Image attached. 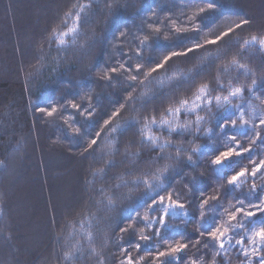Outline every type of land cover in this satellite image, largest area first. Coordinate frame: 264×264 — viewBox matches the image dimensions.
Returning a JSON list of instances; mask_svg holds the SVG:
<instances>
[{"label": "snow or ice", "instance_id": "6c2138e0", "mask_svg": "<svg viewBox=\"0 0 264 264\" xmlns=\"http://www.w3.org/2000/svg\"><path fill=\"white\" fill-rule=\"evenodd\" d=\"M102 2L106 24L110 23L118 13L127 11L130 7L127 0H102ZM94 3L96 0H87L86 3L75 0L68 11L63 13L60 22L45 30L46 34L42 35L38 42V50L42 52L47 47L51 51L55 47L58 55L60 53L66 55L69 50H72L86 56L97 41L94 31L90 33L82 31L85 25L91 23L90 16L94 12ZM193 5L206 6L197 7L193 15L188 17L186 23L191 25L190 27H179L175 24L169 26L168 21L172 19L171 15L161 21V13L167 11L171 14L176 7L185 9ZM131 7L133 17L139 18L140 23L135 25V31L125 24L124 30L117 29L113 33L109 60L101 69L102 74L95 77V81L106 88H118L122 92H127L129 89L133 91L128 92V95L124 97V103L111 111L110 115L106 112L101 113L107 118L103 120L99 131L93 135L92 130L98 123L97 109L93 101L98 102V94L91 90L84 92L81 88L71 100L59 107L40 106L39 101H30V107L41 113L46 118V123L56 125L58 118L64 117L63 124L59 126L70 140L89 138L86 147L83 144L79 145L83 148L82 159L92 156L93 161H96L97 157L94 154L101 141H104L105 147L101 150L100 159L104 156L114 157L121 152L120 138L125 132L134 130L133 135H138V139H129L124 147L119 163H128L130 166L122 173L111 177L117 181L116 183H108L109 169L118 166L116 160L111 158L105 160L104 166L99 169L89 165L83 182L91 193L95 194V197L90 195L89 203L85 207L95 206L96 212L82 214L79 226L72 222L71 229L64 237L66 242L64 246L68 248V251L63 254L64 264H72L73 261L83 259L85 254L93 257L95 264H111L114 259L116 264H148L144 256H139L141 249L155 253L149 257L152 264H174V262L178 264V261L187 255L190 247L195 248L196 252L188 258L186 264H231L228 253H234L240 260V264H264V195H261L264 193V179L259 184L253 182L245 191V185L249 180L255 181L258 176L264 177V158H258V162L257 159H252L256 145H264V100H260L257 94L258 92L264 94V77H257L248 64L243 62L245 54L249 53L250 49H254L264 57V26L246 37L237 35L253 27L254 18L244 16L238 22L232 21L231 26L226 27L219 34L213 33L209 38L201 40V33L208 26L205 21L211 22L224 16L229 7L227 0H180L178 4L177 0H170V3L155 2L154 7L141 2L139 7L134 5ZM181 15H183L182 12ZM69 20L72 22L71 27L68 26ZM157 23L160 26L154 27L153 25ZM62 28L66 30L61 31ZM165 29L170 33L163 37L165 50L176 47L180 50L167 51L159 62L147 67L145 71L146 65L153 63V58L149 57L145 62L143 53L146 49H152L157 41H161L160 33ZM81 37H83L82 42ZM131 45H135L134 50ZM221 45H225L223 50L220 49ZM126 46H128L127 51H125ZM233 48L236 51L232 58L216 69V76L197 86L191 98L177 97V92L185 84L193 85L202 73H210L215 61L222 55L226 56ZM212 49L216 51H211ZM198 53L204 55L200 57V62L194 70L185 72L177 69L171 75L167 74V66L173 59L188 60ZM134 60L139 62L133 64ZM95 67H97L95 64H90L88 70L91 71ZM162 70L165 71V75L156 79L155 74ZM233 72L235 75L231 76L225 84V76ZM241 76L245 78V81L251 77V83L241 82ZM149 85L154 87L149 88ZM166 85L167 90H165ZM68 86H71L70 81ZM137 89L142 90L137 94ZM81 92L84 94L81 95ZM213 93L217 94L213 95ZM76 96H80L79 101L76 100ZM158 96H162L158 101L161 106L165 102L169 104L168 107L161 108L159 117L156 115V105H153L150 115H140L141 111H147L148 102L156 101ZM60 99H63V96ZM254 100H260V103L254 104L252 102ZM111 103H118V100H113ZM125 110L135 114L121 119L122 112ZM200 112H205L207 115H199ZM65 113L68 115L65 116ZM189 116H194L195 119H181ZM209 120H214L216 127L220 129L219 135L223 137V140L219 147L225 149L223 151L217 149L218 154L211 159L212 171L214 174H219L218 179H223L228 172H233L234 174L227 176L224 192L242 193V198L237 199L234 196L235 203L230 202L227 207H224L219 195L205 197L201 193L198 205L199 219L196 221L199 235L195 242L164 241L161 243L164 240L165 229L179 227L169 224L168 218L184 220V217L189 215L187 207L191 205V201H188V205L182 203L178 192L168 191L166 196L161 193L167 190L169 177L176 172L181 163L195 171L196 162L193 161V156L200 155L203 147L197 145L188 149L183 143H174L173 137L191 135L193 138H200L201 134L207 137L210 132H214V129L204 127ZM230 129L238 131L234 135H227L226 130ZM157 132L160 135H156ZM165 134L168 138L162 139ZM249 134L254 135L250 136L249 147H244V142L238 137ZM133 144L139 145L136 151H131ZM70 146H72L71 143ZM145 146H148L152 152H157L159 149L152 158V164L157 167L153 168L151 165L143 169L138 167ZM172 148L175 149V155L165 151ZM185 152L189 153L186 158L183 155ZM256 156L259 157L258 152ZM242 159L250 160V168L246 165L236 171ZM160 161L168 162L159 166ZM4 167L7 165L0 162V168ZM176 174L179 175V172ZM202 176L203 174L200 177L195 175L191 177L189 192L191 185ZM187 178V175L182 177V179ZM97 181L101 182L99 186ZM141 185L144 190L140 196H147L145 201L147 210L143 216L137 212L131 219L136 224H143V227L138 233L133 224L120 227L118 236L105 235L103 244L97 246L95 229L100 220L98 213L114 209L115 201L118 199L129 201L139 199L140 197H132L131 193L139 189ZM121 188H128V193L126 195L120 193ZM149 200L150 203H148ZM158 210H162L159 216L151 215ZM257 217L259 220L256 219ZM192 218L195 219V217ZM184 223L186 224L187 220H184ZM68 224L69 222L65 221L66 227ZM156 224L160 227H155ZM52 227L53 229L57 227L55 221ZM106 228L110 232L114 231L112 224H107ZM61 231L63 232V229ZM129 233L136 234L135 243L128 247H121V244L125 243V235ZM54 238L59 244L61 236L57 235ZM73 239L74 242H71ZM153 239L156 240L154 246ZM108 244L118 249L120 253L118 259L114 255H104V248ZM133 248L137 252L136 256L132 255ZM161 248L164 250H160ZM201 249L204 250L203 256L200 255ZM209 252L211 256L207 259Z\"/></svg>", "mask_w": 264, "mask_h": 264}, {"label": "trees", "instance_id": "16d2710c", "mask_svg": "<svg viewBox=\"0 0 264 264\" xmlns=\"http://www.w3.org/2000/svg\"><path fill=\"white\" fill-rule=\"evenodd\" d=\"M73 2L75 0H0V162L7 165V167L0 168V264H64L63 254L68 251V248L64 246L66 243L64 237L71 229L72 222L74 221L79 226L82 214L96 212L95 206L85 207L89 203V196L95 197V194L91 193L88 186L83 182L89 165L99 169L104 166L105 160L110 158L116 160L118 166L109 169L108 172V183H116L117 181L111 179V177L122 173L125 168L130 166L128 163H119L122 159L124 147L129 139H138V135H133L134 130H130L120 138V154L114 157L104 156L100 159L101 150L105 147L104 141H101L94 154L97 157L96 161H93L92 156L82 159L83 148L79 145L83 144L86 147L89 138L81 137L79 140H70L59 126L63 124L64 117H59L56 125L46 123V118L30 107V101H39L40 106L55 105L59 107L71 100L81 88L84 89V92L91 90L97 93L98 102L93 101L97 109L98 119V123L92 130L94 135L96 131L100 130L103 120L107 118L106 115L101 113L106 112L110 115L111 111L124 103V97L128 95V92L133 91V89H129L127 92H122L118 88H106L102 84L98 85L95 81V77L102 74L101 69L109 60L113 33L117 29L124 30L123 26L125 24L135 31V25L140 23V19L133 17L131 6L139 7L143 2L145 5L154 7L155 2L170 3V0H127L130 6L129 9L118 13L108 24L104 22V4L102 0H96V3L93 4L94 12L90 16L91 23L85 25L82 29L86 33L94 31L97 36L96 43L86 56L72 50H69L66 55L63 53L58 55L55 47L51 51L47 47L42 52L39 51L38 42L41 36L46 34L45 30L58 24L63 13L68 11ZM81 2L86 3L87 0H81ZM179 2L180 0H177V4ZM227 2L229 7L224 16L211 22L205 21L208 26L201 33V40L209 38L213 33L219 34L220 31L231 26L232 21L238 22L244 16L254 18L253 27L243 33H237V35L246 37L264 26V0H227ZM203 6L206 5H193L185 9L176 7L171 14L167 11L161 13V21L166 16L171 15L172 19L168 21L169 26L175 24L179 27H190L191 25L186 23L188 17L193 15L197 7ZM181 12L183 15H181ZM145 15H150V13H145ZM193 23L196 22L193 21ZM68 26H72L71 20L68 21ZM153 26H160V24L157 23ZM65 30L61 29V31ZM165 35H170L167 29L161 31V41H157L152 49L144 51L145 62L149 57L153 58V63L147 64L145 71L147 67L154 66V63L159 62L162 55L167 54V51L180 50L179 47L165 50L166 45L163 43ZM82 41L83 37H81ZM131 47L133 50L135 49V45H131ZM224 48L225 45L220 46L221 50ZM127 50L128 46L125 47V51ZM211 51H216V49ZM235 51L236 49L233 48L226 56L222 55L220 59L215 61L210 73H202L200 77L196 78L195 84H185L177 92V97L184 98L187 96L191 98L196 87L216 76V69L221 65H225L232 58ZM203 55V53H198L188 60L183 58L173 59L171 64L167 66L166 72L171 75L177 69L185 72L190 69L194 70ZM137 62L139 61L134 60L133 64ZM243 62L248 64L257 77H264V57L261 53L250 49L249 53L245 54ZM90 64H95L97 67L89 71L88 66ZM164 75L165 71L162 70L155 74V78L159 79ZM234 75V72L226 75L224 83L227 84L228 79ZM141 78L143 77L141 76ZM69 81L71 86H68ZM240 81L250 84L251 77H248L245 81V78L241 76ZM148 87L152 88L154 85ZM167 87L166 85L165 90H167ZM184 89H188V91H184ZM140 90L142 89H137V94ZM83 94L81 92V95ZM216 94L213 93V95ZM257 94L260 96V100H264V94L259 92ZM61 96H63V99H60ZM161 98L162 96H158L156 101H149L146 105L147 111H141L140 115H150V110L153 105H156V115L159 117L161 108L169 106L167 102L161 106L158 103ZM79 99L80 96H76V100L79 101ZM113 100H118V103H111ZM260 100L252 102L259 104ZM213 111H215L214 108ZM134 114L129 110H125L122 112L121 119ZM66 115L68 114L65 113ZM199 115L206 116L207 114L200 112ZM225 115H230V113H225ZM181 119L194 120L195 117L189 116ZM204 127L214 129V132H210L207 137L201 134L200 138H193L191 135L173 137L174 143H183L185 148L191 149L197 145L203 147L200 155L193 156V161L196 162L195 171L181 163L176 169L179 175L173 172L169 177L170 182L167 190L161 193V195L166 196L168 191L178 192L182 203L188 205V201H191V205L187 207L189 215L184 217L187 223L185 224L181 218H168L167 222L169 224L178 225L179 227L165 229L163 232L164 240L161 243H164V241L172 243L176 241L195 242L199 235L196 221L199 219L198 205L201 193L205 197L219 195L224 207H227L230 202L235 203L234 196L237 199L242 198V193L224 192L227 176L234 174L233 172H228L223 179H218L219 174L213 173L210 161L218 154L217 149L220 151L225 150L219 147L223 137L219 135L220 129L216 127L214 120H209L204 124ZM236 131L238 130H226L227 135H234ZM155 134L160 135L158 132ZM251 135L254 134L238 137L244 142V147H249ZM167 138V134L162 137V139ZM70 143L72 146H70ZM138 148L139 145L133 144L131 151H136ZM165 151H170L175 155L174 148ZM158 152L159 149L157 152H152L148 146H145L138 167L142 169L149 165L153 168L157 167V165L152 164V158ZM257 152L259 157L256 156ZM183 155L186 158L189 153L185 152ZM258 158H264V145H256L255 147L252 159H257L258 162ZM167 162L160 161L159 166ZM246 165H249L250 168V160L242 159L235 170L239 171L240 168ZM201 174L203 176L191 185V191L189 192V180L193 175L200 177ZM185 175L188 178L182 179ZM78 177H80L79 183L84 186L85 191L83 193L80 187L76 188V191L71 190L73 182L76 183ZM126 178L131 179L132 177ZM262 179L264 177L258 176L255 181L249 180L245 185V191L253 182L259 184ZM100 183V181H97L98 186ZM51 189L59 196L56 199L59 202L61 201L55 206L49 196ZM143 190V185H141L139 189L131 193L132 197H140L139 199H133L132 201L118 199L115 201L116 207L114 209L98 213L100 220L97 229H95L97 232V246L103 244L105 235L118 236L119 228L128 224H133L137 233L139 232L143 224H136L131 218L137 212L143 216L147 210V204L145 203L147 196H140ZM59 191H62V194L59 195ZM119 191L126 195L129 190L128 188H121ZM63 193L66 195L63 196ZM86 194L87 197H85ZM261 195H264V193H261ZM72 196H79V201H72ZM150 202L149 200L148 203ZM161 213L162 210H158L152 212L151 215L159 216ZM192 217H195V219ZM256 219L259 220V217ZM53 221L57 225L55 229L52 227ZM65 221L69 222L67 227ZM107 224H112L114 231L110 232L106 228ZM155 227H160V225L156 224ZM61 229H63V232ZM57 235L61 236L59 244L56 243L54 238ZM135 240L136 234H126L125 243L121 244V247H128L130 244H134ZM71 242H74V239ZM155 244L156 240L153 239L152 245ZM160 250L164 249L161 248ZM194 252H196V249L190 247L187 255L179 260L178 264H186V261ZM154 254V252L149 253L145 249L139 251V256H144L148 260V264H152L149 257ZM104 255H114L118 259L120 253L116 247L108 244L104 248ZM132 255H137L134 248L132 249ZM200 255H204L203 249L200 250ZM210 256L211 253L209 252L206 258L210 259ZM228 257L231 264H240V260L236 258L234 253H228ZM72 264H95V259L85 254L83 259L73 261ZM111 264H116V260H112Z\"/></svg>", "mask_w": 264, "mask_h": 264}, {"label": "rangeland", "instance_id": "374dc122", "mask_svg": "<svg viewBox=\"0 0 264 264\" xmlns=\"http://www.w3.org/2000/svg\"><path fill=\"white\" fill-rule=\"evenodd\" d=\"M248 4V3H247ZM248 7V6H247ZM79 178L80 177H78L77 178V182L75 183V182H73V187L71 188V190H75L76 191V188H79L80 187V189H81V191H82V193L85 191L84 190V186H82L81 185V183H79ZM65 191L67 192V190L65 189ZM75 191H74V193H75ZM58 194L60 195V194H62V191L60 192H58ZM76 194V193H75ZM64 195H66V194H64L63 193V196ZM49 196H50V199H51V202H52V204L55 206V205H57V203H60L57 199H56V197H59L58 195H57V193L56 192H54V190L53 189H51L50 190V194H49ZM82 196V195H81ZM62 197V196H61ZM68 197H71V196H68ZM85 197H87V194H86V196ZM64 199H67V198H64ZM64 199H63V201H64ZM72 201L73 200H75V201H79V196H72V199H71ZM82 201H83V196H82V199H81ZM81 201V202H82ZM80 202V203H81ZM35 213L37 214V212L35 211Z\"/></svg>", "mask_w": 264, "mask_h": 264}]
</instances>
